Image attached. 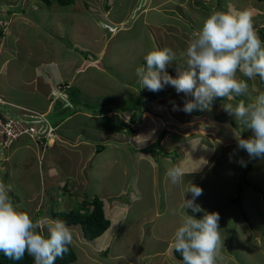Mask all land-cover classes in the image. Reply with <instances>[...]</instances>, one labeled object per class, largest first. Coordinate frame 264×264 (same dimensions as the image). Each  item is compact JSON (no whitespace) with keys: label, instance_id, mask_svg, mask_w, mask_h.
<instances>
[{"label":"crops","instance_id":"1","mask_svg":"<svg viewBox=\"0 0 264 264\" xmlns=\"http://www.w3.org/2000/svg\"><path fill=\"white\" fill-rule=\"evenodd\" d=\"M78 1L82 2L83 8L77 5ZM126 1L75 0L72 4L64 7L76 6L72 9V15L77 17L76 22H73L72 25L69 24L67 29L65 21L56 24L58 27L53 31V37L49 36V39H45L48 37L46 32L50 31L46 27L45 21L41 19L45 15L34 14L36 10L39 13L43 5L35 6L37 3L35 0H30L29 3L27 0H0V7L4 3L7 6L12 4L9 22L2 21L3 25L8 26V34L0 39V96L11 103L10 109L6 108V110L9 109L10 116L23 119L27 124L35 126L38 135L44 137V142L47 145L44 148L34 137L20 138L12 148L2 155L0 182L11 185L10 197L15 204L20 205V210H25L33 219L45 217L56 219L54 215L70 211L84 213L87 209H93V206H85V201L100 199L103 202L104 212L111 221V226L102 236L91 240L86 237L81 225L71 226L74 236L71 246L77 256L74 264L78 262L80 252L90 253L88 249L92 252L89 254V259L94 263L99 261L98 264L101 262H103L102 264H147L143 262V259L155 260L160 264H181L182 261L175 256L171 242L174 232L180 224L179 216L174 213L184 197L187 182L201 187L204 194L203 184L205 183V186L208 184L206 183L207 175H202V172L208 166L211 158L216 160L220 152L224 153L230 145L237 141L233 132L224 134L225 140H223L215 136V130H211L215 142L201 140L193 143L191 146L193 151L182 161L176 159L178 153H175L176 157L171 154L170 157H166L170 151L160 146L157 147L163 149L165 160L169 163L164 169L165 173L168 168L177 165L181 166L185 172H190L185 175L183 184L173 185L170 180L166 182L170 186V195H164L171 199L170 206H168L170 207V218L167 219L168 225H170V238L165 239L166 237L160 234L159 236L153 235V237L167 246L163 249L149 250V252L135 248L131 257L128 256V252L111 249L112 245L122 236L121 234L128 224L130 205L115 200L118 194L111 193L109 183L111 173H103L101 178L103 184L98 189H94L96 186L91 181V171L98 166L105 167L106 170L109 168V156L103 154L106 148L127 145L134 148L138 166L140 162L145 161L153 169L160 168L163 161L159 155H156V161L153 160L155 152L151 150L153 144L150 143L151 137L160 123L157 120H161L164 113L170 111V105L175 106L179 97L184 96L183 93L178 94L175 88L170 85L163 88V90H170V94L149 91L146 88H141L138 79L135 85L139 83L142 90L138 92L137 88L133 86L137 97L134 101L131 102L123 94L113 95L110 93L109 90L113 89L109 85L108 79L112 80L114 88H119L118 78L111 71L112 65L118 64L119 59H108L114 52L118 55L117 57L123 60V66L132 63H141L140 66L145 65L144 59L141 62L132 60V57L121 50V47L129 43L123 42L124 45L116 47L114 42L119 37H128L134 32L135 20L145 16L146 19L144 18L143 21L145 29L150 28L152 39L156 42L159 41L158 34L167 28L166 24L163 21L154 20L149 23L148 15L156 13L170 18L172 11L170 7H167L169 0H129L130 3H126ZM47 4L52 5L51 1H47ZM57 4L60 5L58 1ZM88 4L91 8L86 6ZM185 4L188 8L187 0ZM192 7L194 6L192 5ZM16 8L19 9V12L15 11ZM133 12L136 13V19H134V15L131 16ZM174 24L173 26H175ZM91 34L93 38L90 37ZM9 37H13V39L8 41ZM19 39L25 40H23L24 44L17 47L15 45ZM136 39L138 42L142 41L141 34ZM184 45L187 47V43ZM172 47L177 46L172 45ZM183 53L184 51L175 53L174 59L170 63L171 74L173 66L180 58L182 61L186 60ZM172 76L176 77L174 73ZM102 80H107V82L103 84ZM125 86L128 87V84ZM159 95H163L165 98V105H163L168 107V110L164 108L163 111H159L161 114L155 121L152 115L156 114L160 107L158 102L161 99L157 97ZM168 97L175 103H171ZM176 106L179 110L183 108L181 103ZM31 112H35L34 114L41 118L32 117ZM181 113L185 119L193 120L192 123L199 120V117L192 116L190 113H185L182 110ZM209 123L211 126L212 124L217 125L216 120L215 122L210 120ZM193 124L195 126L196 124L202 125L199 122ZM239 134L241 135V133ZM191 136L199 137L191 135L190 132L184 134V138L189 141L193 139ZM252 136V132L248 131L246 135L243 133L241 138L248 139ZM175 138L183 140L174 136ZM169 143L170 137L167 141V144ZM217 144L220 146L219 149ZM196 150L204 152L201 151L202 156H199L200 164L192 166V155L195 156ZM157 160H159L158 163ZM114 167L118 168L117 173L120 175L119 163ZM249 169L245 173L246 175L251 173V167ZM126 172L125 168L124 176H126ZM100 173L97 172L96 175L94 172L93 175L99 177ZM247 183H249L248 180ZM263 183L261 181L257 183L261 188L255 187L259 194V200L264 202ZM207 190L208 188L206 192ZM103 191L107 194H103ZM158 191L157 189L153 191L156 198H158ZM48 192L52 194L50 202L46 201ZM132 197L134 200L136 199L135 195ZM199 197L196 198L195 204L207 212L208 209L199 203ZM191 198V193L185 194V199ZM71 199L78 203L77 210L71 208L72 204L68 202ZM52 202L53 206L59 207L58 210H52ZM260 207L258 216L264 221L263 203ZM154 210V216L145 219L147 225L153 223L155 218L160 216L159 211ZM204 211L198 213L204 215ZM163 214L165 215L164 212ZM250 217L247 218L250 220ZM242 219L245 221V229L250 233V237L259 240L260 237L254 233L256 229H252L254 226L250 227L254 221ZM164 227L165 225L159 228L161 233L166 231ZM91 247H94V252ZM103 253H108V255L105 260L100 261V257L103 256L100 254ZM137 256L139 258H136Z\"/></svg>","mask_w":264,"mask_h":264},{"label":"rangeland","instance_id":"2","mask_svg":"<svg viewBox=\"0 0 264 264\" xmlns=\"http://www.w3.org/2000/svg\"><path fill=\"white\" fill-rule=\"evenodd\" d=\"M29 1L30 0H27V3H29ZM35 1L37 2L35 6H37V4H40L43 5V8L39 11V13L37 10L34 11V14L38 16L45 15V17H42L41 19L45 21L46 27L50 30L46 32V35H48V37H46L45 39H49V36L53 37V31H55L58 27L56 26V24H61L63 21H65L67 29L69 24L72 25L73 22H76L77 17L72 15V9L76 6L64 7L58 5L57 0ZM47 1H51L52 5L49 6L47 4ZM187 1L189 3L188 8H186V0H169L167 7H170V10H172L170 12V18L164 17L163 14L156 13H150L148 15L149 23L153 22L154 20L158 22L163 21L166 24L167 28L158 34L159 41L156 42L152 39V30L150 28L147 30L145 29L143 25L144 18L146 19L145 16L139 20H135L136 26L134 28V32H132L128 37H119L117 41L114 42V45H116L117 47L123 44V42L129 43L121 47V50H123L129 57H132V60L135 59L139 60L140 62L147 54V52L154 48H169L173 53H178L181 51L185 52L186 46L184 44H186L191 37L190 33L200 30L203 26V20L213 10H250L253 14L254 25L262 24L261 26L256 28L258 35L262 40L261 32L263 30L260 29L262 27L264 28V0ZM126 3H130L129 0H127ZM219 4L220 6H222L221 9ZM8 5L9 6L4 3V5L0 7V21L5 14H8L6 18L7 21L11 16L9 15V12L11 13L12 4ZM77 5L83 8L81 1H78ZM192 5L194 7H192ZM53 6L55 7L53 8ZM86 6L91 8L89 4ZM15 11L19 12V9L16 8ZM133 15L134 19H136L135 12L131 14V16ZM173 24L175 26H173ZM140 34L142 41L138 42L136 37ZM32 35H34V33H32ZM90 37L93 38V35L91 34ZM11 39H13V37H9L8 41H10ZM82 39L84 40V37H82ZM23 40L25 39H19L16 42L15 46L20 47L22 44H24ZM172 45L177 47H172ZM117 56L118 55L114 52V54L108 59H119L118 64H113L111 70L112 73L115 74L118 78L119 88H114L115 86L111 83L112 80L108 79L109 85H111V88L113 89L112 91H109L113 95L123 94L128 100L132 102L137 98L135 96V90L133 89V86L134 88H137L138 92L142 90L139 87V83L135 85L138 79L135 69L139 67L141 63H132L130 65L125 64V66H123V60ZM178 65L186 67V60L182 61V59L180 58L173 66L172 74L174 73L176 75V69ZM166 70L168 74L172 76V74L170 73L171 64L167 66ZM237 77L241 80H244L248 84L247 93L242 96H235L233 94V98L231 100H229L228 98H223V101H219V103L212 107L211 110L205 111L206 115H202L201 117H199V120L194 121L202 124L201 126H198L197 124L195 126L193 124L194 122L192 123L193 120L191 121L190 119H185V117H183L181 113V110H179V108L176 106L179 103H181V105L183 106L185 96L179 97L176 105H170V111L164 113V116L161 120H157V118L161 114V112L159 111H163L164 108H167L168 110V107L164 106V102L166 100L163 95L157 96L161 99L158 102L160 103V107L158 108L156 114L153 113L152 118H154L155 121L157 120V122L159 121L160 123L157 126L155 132L153 131L150 143H153L151 145V150L155 152V157L153 156V160L156 161V155H159V157L163 161L160 168L153 169V167H151L145 161L140 162L138 166V162L136 161V154L133 151L134 148L131 145L123 147L110 146L109 148H106V151L103 154H108L109 156V168L106 170L105 167L101 168L98 166V168L92 169L90 177L92 183L94 184V186H96L94 189H98V187L103 184V181L101 179L103 173H111V176L109 178L111 193L118 194V197L115 200H120L121 203H127L130 205L128 224L126 225L124 232L121 234L122 236L118 239V241L114 243V245H112L111 249L114 248L116 251L128 252V256L131 257L132 251L136 249H144V252H149V250L153 251L156 248L163 249L167 246V244L161 241H157L155 240V237H153V235L159 236L160 234L162 236H165V239L170 238V225H168L169 223L167 222V219L170 218V207L168 206H170L169 203L171 202V199L170 197L165 196L170 195V186H168L169 184H166L169 179L167 177L164 178V169L169 165V163L165 160L163 149L157 148L159 146L157 145L156 141L159 139L161 133L164 130L168 131V134H164L162 141L160 142V147H163L166 150L170 151V153H168L166 157H170V154L173 155V157H176L175 153H178V157H176V159L182 161L185 159V156H188V154H191V151H193V149H191L193 143H197L201 140H206L205 142H215L214 137L211 135L214 130L215 136L223 140H225L224 134L230 132L235 133L236 131L238 132V135L239 133H241V135H243V133L244 135H246L248 131H251V129H246L245 127L240 125L239 122L235 121L233 117H230L223 110L222 104L232 103L233 105H236L241 100H244L246 104L252 102L260 91H264V83L261 82L258 76L254 77L253 79H248L240 71L237 72ZM102 82L104 84L107 82V80H102ZM127 84L128 87L125 86ZM160 92H163V94H170V90L162 89L160 90ZM157 93L159 94V91ZM168 98L170 99V97ZM143 102H146V100H143ZM170 102L175 103L173 99H170ZM182 106H180V108H182ZM210 120H213L214 122L216 120L217 125L212 124L211 126V124L209 123ZM191 125H194V127H191ZM185 126L189 127L185 128ZM186 132H190L191 135H198L200 138H194V136H191V138L193 137L191 141H189L188 139L186 140L184 138V134H186ZM174 136L179 137L183 140L180 141L176 138L174 139ZM169 137L170 143L167 144ZM184 140L186 141L183 142ZM168 145H170V148H168ZM217 147L219 149V144H217ZM201 151L202 150H196L195 156L192 155V166H195V164H200L201 161H199V159H201L200 157L202 156V152H204ZM171 152L174 154H172ZM241 160H243V164L240 163ZM158 162L159 160H157V163ZM118 163L120 165V175L117 173L118 168L114 167L117 166ZM250 167L251 173L246 175L244 173V170H247ZM125 168L128 172H126V176L123 175V172H125ZM94 172H96V175L97 172H101L100 176L95 177L93 175ZM202 175H207L206 183L208 185L205 186V183L203 184L205 193H202V196L199 197V203L208 209L207 212H217L220 216V220L218 223L221 240L223 241V246L221 247V255L223 259L218 260L217 264H264V221L260 218V216H258L261 210L260 205L261 203H263L264 205V202L259 200V194H257V190L255 187L257 186L261 188L257 183H260V181L264 182V159L250 158L248 153L245 150L239 149L237 143H235L230 145L224 153L220 152L216 160L214 158H211L208 166H206V168L202 172ZM247 180L249 181V183H247ZM207 188L208 190L206 192ZM154 189L159 190L157 193L158 198H156L155 193L153 194ZM247 190L249 191L247 192ZM244 192H246L247 194H243ZM105 193L106 192L103 191V194ZM90 194L92 193L90 192ZM133 195H135L136 197L135 200L132 197ZM51 196L52 194L48 192V196L46 197L47 202H50ZM68 202L69 204H72V209L77 210L79 208V205L76 201L71 199V201L68 200ZM248 202L249 204H247ZM251 203H253L254 205H250ZM51 205L53 206V202L51 203ZM58 209L59 207H55V205L52 207V210ZM154 209H157L159 211L160 216L158 218H155L153 223L147 225L145 219L154 216ZM163 212L165 213V215L163 214ZM246 216H252L250 217V220L252 222L254 221L252 224L255 228L251 225L250 227H252L253 230L256 229L254 233L260 237L259 240H255L254 238L250 237V233L246 231L245 221H243L242 219ZM164 225L166 231H163L161 233V229L159 228ZM91 248L94 252V247ZM88 250L90 251V253L80 252L79 254L77 252V254H79L78 262L75 264L99 263V261L98 263H94L91 259H89V254H91L92 252L90 249ZM107 255L108 253L100 254V256H102L100 257V261L105 260ZM136 258L139 257L137 256ZM143 262L147 264H160V262H156L155 260L152 261L150 259H143ZM102 263L103 262H101V264Z\"/></svg>","mask_w":264,"mask_h":264},{"label":"clouds","instance_id":"3","mask_svg":"<svg viewBox=\"0 0 264 264\" xmlns=\"http://www.w3.org/2000/svg\"><path fill=\"white\" fill-rule=\"evenodd\" d=\"M7 16L5 14L0 21L5 36L8 26L2 21ZM183 55L186 67L178 65L175 78L166 70L175 56L169 48L148 51L143 57L145 65L137 67L135 72L141 88L158 92L170 85L178 94L183 93L185 100L181 110L185 113L211 110L216 98L231 100L233 94H246L248 84L237 77L238 71L248 79L258 76L264 81V41L260 39L253 14L248 9L213 10L203 20L202 28L191 34ZM10 106L11 103L7 107L10 109ZM222 108L240 125L252 130L253 136L248 139L241 138L235 131L238 148L245 150L250 158L264 159V91H260L252 102L224 103ZM240 163L243 164V160ZM188 173L177 165L168 168L165 175L173 185H178L185 182ZM11 190V185L0 182V251L15 261L22 260L27 254L34 264H55L73 243L72 228L61 219L34 220L20 210V205L14 204L9 195ZM202 192L201 187L187 182L185 194L191 193L192 198L185 199L184 194L174 213L179 216L180 224L174 232L171 247L181 254V264H217L223 259L219 213L206 212L195 204ZM189 210L192 213L204 211V215L198 219L190 215Z\"/></svg>","mask_w":264,"mask_h":264},{"label":"trees","instance_id":"4","mask_svg":"<svg viewBox=\"0 0 264 264\" xmlns=\"http://www.w3.org/2000/svg\"><path fill=\"white\" fill-rule=\"evenodd\" d=\"M60 5L66 6L69 4H72L75 0H57ZM261 26V24H256L254 25L255 28ZM260 30L264 31V28L262 27ZM261 32L262 35V41H264V32ZM4 34L2 33V28L0 27V39L4 38ZM262 83L264 81L261 80ZM222 98H216L214 99L211 107L215 106L216 103L221 101ZM205 111H199V110H194L191 114L194 116H201L204 114ZM167 131H163L157 140V145L160 146V142L162 141V138L164 134ZM252 132V130L250 131ZM250 170V169H249ZM247 170H244V173H247ZM13 200V199H12ZM14 202V201H13ZM15 204V203H14ZM85 206H93V209H87L84 213L81 212H63L59 213L58 215H54L56 219H61L64 220L69 227L75 226V225H81L83 227L84 233L88 239H96L100 236H102L111 226V221L106 217L105 212H104V204L100 199H94L93 201H85L84 202ZM25 211V210H22ZM190 215H194L195 218H202L203 214L202 213H192L189 210ZM245 218L249 220V218ZM35 220V219H34ZM250 221V220H249ZM251 222V221H250ZM251 226H253L251 224ZM175 252V256L182 261V256L179 252ZM77 260V256L72 248V246H69V251L65 253L63 258H57L55 261V264H72ZM0 264H34V260L32 257L28 256L25 254L24 258L20 261H15L12 259H9L4 255L2 251H0Z\"/></svg>","mask_w":264,"mask_h":264},{"label":"built area","instance_id":"5","mask_svg":"<svg viewBox=\"0 0 264 264\" xmlns=\"http://www.w3.org/2000/svg\"><path fill=\"white\" fill-rule=\"evenodd\" d=\"M9 105L3 97L0 96V162L2 155L12 146V144L24 136L34 137L36 141L46 148L44 137L38 135L37 129L23 119L10 116L7 106ZM32 117L41 118L31 112Z\"/></svg>","mask_w":264,"mask_h":264}]
</instances>
